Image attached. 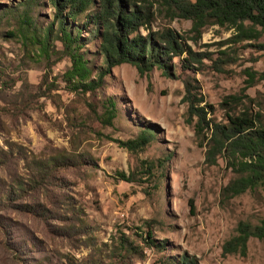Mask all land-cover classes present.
<instances>
[{
  "label": "rangeland",
  "instance_id": "374dc122",
  "mask_svg": "<svg viewBox=\"0 0 264 264\" xmlns=\"http://www.w3.org/2000/svg\"><path fill=\"white\" fill-rule=\"evenodd\" d=\"M20 1L0 0V13ZM52 14L39 0V31ZM16 29V18L0 17V264H264V240L249 238L244 252L223 248L240 222L264 218V186L225 193L235 168L223 151L208 158L210 127L196 134L186 97L213 123L246 107L264 124V31L207 26L198 37L190 21L156 13L153 38L169 29L184 47L165 58L168 70L122 64L101 89L76 94L62 79L70 62L61 44L51 42L46 57ZM84 50L94 70L103 67L96 41ZM229 96L237 104H224ZM109 100L116 117L107 124ZM142 130L154 136L144 150L117 143ZM145 161L157 165L154 178L121 177ZM147 232L160 248L144 241ZM120 242L134 253L118 247L114 257Z\"/></svg>",
  "mask_w": 264,
  "mask_h": 264
},
{
  "label": "trees",
  "instance_id": "16d2710c",
  "mask_svg": "<svg viewBox=\"0 0 264 264\" xmlns=\"http://www.w3.org/2000/svg\"><path fill=\"white\" fill-rule=\"evenodd\" d=\"M39 0H22L19 9L7 7L0 17L9 15L17 19L16 34L29 46H38L42 55L49 56L51 42H59L62 54L70 62L62 79L73 93H94L101 89L104 77L110 68L128 64L140 74L151 72L154 68L163 72L168 70L165 58L171 54H180L184 47L177 41L171 31L150 34L149 26L156 13H163L171 19L188 20L191 31L198 37L207 26L235 28L239 33H259L264 31V0H46L53 10L52 22L39 31L32 16L33 9L38 7ZM247 23V26L245 24ZM259 28V31L257 30ZM140 29L148 30L146 36ZM82 30L88 36H82ZM39 32V33H38ZM15 33H9L14 37ZM96 41L98 52L103 59V67L94 70L88 60L87 43ZM264 52V43L259 46ZM251 79H255L250 74ZM264 80V72L259 75ZM253 83V81L251 82ZM186 88L189 85L185 84ZM188 116H196L194 125L196 134L204 133L210 127L211 138L208 158L214 160L215 154L223 151L235 168L237 177L225 187V193L238 196L264 186V124L260 115H254L246 107L239 113L226 115V124L213 123L206 119L204 108L194 106V98L188 93ZM237 96L224 99V104H237ZM201 101V99L199 100ZM242 101L239 102L241 104ZM104 112L101 121L109 124L116 117L113 101L103 104ZM154 139L149 130H142L135 139L117 143L130 152L144 150ZM140 170L132 172L125 180L138 179V175L147 174L154 178L157 165L154 161H145ZM144 171V172H141ZM148 237L144 240L154 247L155 242ZM249 238L264 240V218L253 225L240 222L237 234L224 244V250L235 251L240 248L244 252ZM118 247L122 255H131L132 249L122 242L115 246L114 257H118ZM120 256L124 259V256ZM168 264V263H166ZM174 264H192L181 258Z\"/></svg>",
  "mask_w": 264,
  "mask_h": 264
}]
</instances>
